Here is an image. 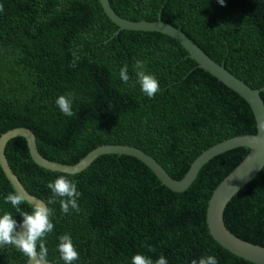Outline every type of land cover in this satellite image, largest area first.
Returning a JSON list of instances; mask_svg holds the SVG:
<instances>
[{
    "label": "trees",
    "instance_id": "trees-1",
    "mask_svg": "<svg viewBox=\"0 0 264 264\" xmlns=\"http://www.w3.org/2000/svg\"><path fill=\"white\" fill-rule=\"evenodd\" d=\"M108 1L127 20L155 21L160 15L249 87H264V0H225L223 6L216 0ZM117 29L98 0H0V136L28 128L41 156L69 165L101 145L126 144L179 180L203 151L256 133L248 104L197 68L172 38L126 30L113 36ZM137 59L159 81L151 99L132 86ZM124 64L128 86L118 77ZM67 94L72 116L54 103ZM260 96L264 103V90ZM247 154L240 147L214 157L177 193L132 157L103 155L69 175L36 165L23 138L5 147L25 190L53 209L43 260L54 264H63L56 245L65 233L78 252L73 264H130L136 253L153 261L163 255L167 264L208 255L218 264H253L219 246L206 224L213 190ZM59 175L76 181L78 212L61 213L58 202L47 205L46 185ZM9 193L15 192L0 168V212L9 211L19 223L20 215L4 203ZM18 207L32 209L24 200ZM223 220L238 238L264 247V167L228 203ZM26 262L11 245L0 246V264Z\"/></svg>",
    "mask_w": 264,
    "mask_h": 264
},
{
    "label": "water",
    "instance_id": "water-1",
    "mask_svg": "<svg viewBox=\"0 0 264 264\" xmlns=\"http://www.w3.org/2000/svg\"><path fill=\"white\" fill-rule=\"evenodd\" d=\"M98 2L106 17L118 28L113 36H116L123 30L140 31L163 34L176 41L186 51L187 58L195 62L197 68L210 74L222 85L239 95L248 104L254 116L256 133L234 136L213 145L203 151L191 163L189 169L181 179L176 180L152 156L136 147L126 144L101 145L90 151L79 162L72 165L48 160L38 152L35 134L28 128L18 127L0 136V168L14 192L19 193L23 198L22 200L32 207L38 204L46 205L41 199L25 190L7 162L5 147L11 139L17 137L25 140L31 160L45 170L69 175L76 174L85 170L100 156L113 154L119 156L124 155L141 162L155 175L161 185L177 193L187 190L195 181L202 167L211 159L227 151L245 147L248 149V154L213 190L208 200L206 224L209 235L223 249L250 263L264 264V247L238 238L227 229L223 220L224 210L228 203L264 167V103L260 96L264 87L261 89L249 87L245 82L229 72L223 64H219L210 58L179 28L163 22L160 15H158L155 21H131L117 15L111 8L108 0H98ZM26 264H29L28 259ZM32 264L54 263L40 258H34Z\"/></svg>",
    "mask_w": 264,
    "mask_h": 264
},
{
    "label": "clouds",
    "instance_id": "clouds-1",
    "mask_svg": "<svg viewBox=\"0 0 264 264\" xmlns=\"http://www.w3.org/2000/svg\"><path fill=\"white\" fill-rule=\"evenodd\" d=\"M216 2L223 6L225 0H216ZM133 71L135 81L132 86H138L139 91L145 97L153 98L159 91V81L156 76L147 72L145 62L139 59L135 61ZM118 77L122 85H129L130 77L127 64L119 68ZM54 103L63 115L72 116L71 94L58 96ZM46 187L51 193L47 205L58 202L60 211L64 214H67L69 209L79 211L77 201L81 193L77 190L75 180L59 175L48 182ZM57 198H59L58 201ZM3 199L4 203L10 204L16 210L21 220L17 223L13 215L7 210L0 212V246L11 245L27 257L29 264H32L34 258L43 259L46 257L48 249L44 237L54 227L50 219L53 215V209L44 204H38L32 207L31 212L22 211L18 207L23 199L19 193H9ZM57 241L56 251L63 264H73L74 261L78 260V252L69 234L59 235ZM149 251H151L150 247ZM130 264H167V260L161 255L153 261L151 257L136 253L131 256ZM191 264H218V261L214 256L208 255L193 259Z\"/></svg>",
    "mask_w": 264,
    "mask_h": 264
}]
</instances>
